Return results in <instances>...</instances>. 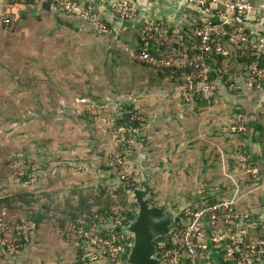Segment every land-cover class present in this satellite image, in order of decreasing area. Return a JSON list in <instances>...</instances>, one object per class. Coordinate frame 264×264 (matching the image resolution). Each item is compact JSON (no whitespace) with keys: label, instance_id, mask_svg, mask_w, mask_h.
Here are the masks:
<instances>
[{"label":"rangeland","instance_id":"1","mask_svg":"<svg viewBox=\"0 0 264 264\" xmlns=\"http://www.w3.org/2000/svg\"><path fill=\"white\" fill-rule=\"evenodd\" d=\"M228 1H232L237 6L236 11L228 8L226 5ZM217 3L218 6L213 7L208 14L198 10H188V12L180 13L182 19H180V15L176 19L171 14L170 16L175 21L169 22L167 17H165L167 18V20L165 19L166 21L163 19L153 20L155 22L163 20L172 32L178 31L186 37H188V34L194 36L197 48L191 53L198 52L203 36H213L212 30H228L232 34V36L228 35L230 37L223 45L228 51L238 48L240 52L237 55L224 57L220 63L222 72L218 73L216 77H212L213 81H216L217 88L215 92L208 98L197 99L194 102L196 104L193 106L195 114L202 117L204 122L203 130L210 135H205L206 137L203 138L199 134L197 143L195 141L192 143L197 144L195 146L196 149H200L208 145L212 146L213 142V148L219 152V162L222 165L225 162V158L228 159V155L234 153V167L231 170L217 172L218 175L213 184L216 185L215 188L219 187L225 191H230L229 194H231L236 188L233 183L235 181L239 185L237 195L240 193L242 195V193L246 192L253 199L255 196L261 198L264 197V189L260 188V186H264V166H258L252 160L247 148L254 147L251 143L253 141L264 140V81L261 82L260 76L254 73L252 67L256 68L255 66L261 60H264V54H258V48L264 50V0H217ZM3 6L4 3L0 5V10L3 9ZM28 14V11H19V18L16 17L14 24L11 26H5L2 19H0V23L3 25L0 27V37L6 36L5 41L0 38V197L4 198L10 194L9 198L12 199L13 196L20 194L22 189H24L23 182L34 176L36 170L51 166L55 160L52 157L54 153L51 152L52 142H56L57 146L63 151L68 148L65 144L83 147L88 144L85 142H89V139H91L89 137L91 135L90 129H97L96 132L101 136L100 140L103 148L112 144V151L102 154L101 161L98 163H102L101 168L104 170L108 168V171L116 173L122 183L114 182L109 172V179H105L106 174L103 173L105 177L102 176L101 178L103 179L101 181L95 182L97 177L92 178L89 173L86 182L91 183V185L85 189L73 188V192L70 194H80V201L86 200L84 207L80 206L79 209L80 202L76 203V207L72 208L75 204L70 201L58 202L54 205V208H59L63 214L66 213L68 215V220L72 224L77 226L85 224L88 231H97L98 228H101L100 220L96 225L84 221L85 219L83 218L88 217V215H84L87 212L90 213L93 209L109 207L111 209L108 212L101 213L102 216L106 217L115 211L123 212V210H126L129 213H134L138 210V204L133 198L134 194L125 190L124 183L136 184L137 187H140L143 179L142 169L136 161L130 159L132 152L138 151L139 148L143 151L145 168L151 170L148 182L151 186V191L148 200L154 206L162 210L178 208L184 203L185 199L189 202L201 190L207 188L206 183L209 182L206 179L207 172L197 171L194 163L193 169L191 168L192 166L187 169H183L182 166L176 170H169V162H171L169 159L168 162L166 161L167 165H164L163 157H166L167 160L169 156L167 155L168 148H163L162 155H160L161 148L156 145L161 144L160 142L163 139L148 138L146 136V132L152 129V124L149 122L150 118L146 107H138L137 104L138 100H141L142 95H147L146 91L148 89H140V84L136 80L132 78V81H130L129 76L123 74L122 70L118 71L116 67H118V63L121 65L120 60H122L124 62L123 66L131 70H137V72H148L152 69L156 70L155 68L136 60H131L130 65H127L124 61L128 58L125 57L126 55H124L123 59L114 58L113 56L118 54L117 51L122 50L125 53V49H122L119 43L112 42L111 38L107 36L102 37H107L105 39L106 46L101 35H97L101 41L95 37L90 40H84V43L81 40L75 41L73 39L69 46H67L68 44H59L57 46L53 41L41 43L40 39L52 37L50 22H44L43 24H48V26L42 28L37 27L38 24H42V22H37L39 20L30 24H18L23 18L21 16L27 15L30 17ZM177 20H181V22L179 23ZM241 32L247 33L250 39L249 43L247 41L244 43L240 42L243 41L240 36ZM42 33L45 35L44 38L41 37ZM84 44L87 45L86 49L83 47ZM40 45H44L47 48L46 51H51L53 53L51 57L54 56L53 59L56 61L64 58L58 57V51L61 54H64L65 48L66 50L74 51L72 54L74 57L72 58L73 64L72 61L70 65L67 63L68 70H74L73 72L77 74L80 69H83L87 73L86 76H76V82L82 79L80 84H66L74 85V92L77 95L83 96L85 92L84 86L85 89L90 87L92 91L100 88L102 94L106 95L98 101L89 100L87 106L83 108H76L81 112L80 115L84 120H91L90 124L83 121L81 122L82 124L78 123L76 127H69L68 124L53 122L50 116L51 113L57 110L62 111L64 108L42 106L40 101L36 99L34 90L25 91L20 86L19 82L21 80L35 83L36 62L39 60V55H43L41 48L39 49ZM105 47H107L108 51L109 69L113 71V75L109 77V80L102 73L99 74L106 60L99 58L98 54ZM87 52L92 54V59H90V65L85 63V67H83L84 64L82 63L85 60L84 56H88ZM249 59H251V62L248 61ZM213 64L216 65L218 63L213 61ZM59 65L60 67L64 66L62 62H59ZM69 71H62L60 77L64 78L62 74ZM189 71L190 69L186 70V72ZM89 72L92 73L90 74ZM197 73L198 71L195 74ZM161 74L158 75L161 78L159 80L156 79L158 80L156 86L159 88L164 89L168 84L178 85L177 82L171 81L167 75ZM47 77L50 79V74H47ZM125 77L128 81L123 83ZM115 86L117 87L114 88ZM71 89L73 90L72 86ZM149 91L152 92L151 90ZM139 94L141 95L139 96ZM225 94L229 97H225ZM178 95H181L180 91H178ZM126 104H133L134 106L130 120L133 123L136 122L138 126V130L135 132L143 131V137L138 146H136L131 133L127 130L120 131L121 112L131 111L130 105ZM151 104L155 105V103ZM157 104L159 105V103ZM158 110L162 111L161 109ZM43 114L45 115L41 117ZM157 114L163 115V111L157 112ZM57 130L60 131L59 137L54 134ZM212 132L214 136H218V139H214L218 142L211 139ZM74 134L76 135L74 136ZM159 136H162V134ZM66 138L72 139L67 143ZM182 141L184 142L185 140L183 139ZM175 142V146L179 147L181 145V141L179 142L180 144L176 140ZM149 143L150 145L154 144L156 150L152 149L153 155L151 154V159L148 160L150 152L146 147L149 146ZM141 144L143 145L141 146ZM181 164L184 163L182 162ZM98 200H101V203ZM28 202H13L15 207H9L4 202L0 206H4L7 210L6 224L13 226L29 224L32 226L28 238L30 239L36 222V201L33 199ZM263 205L264 201H260L258 210H261ZM48 206L52 207L51 204ZM67 217L64 219V228L66 227ZM78 217L81 218L77 219ZM75 219L77 220L74 221ZM4 230L1 234L9 238V240H17V238L22 240L23 235L18 237L16 227L12 231L6 228ZM61 235L65 239L68 238L67 233H60L59 236ZM73 239L74 241L79 240L80 243L85 240L83 244L88 242V238L84 236L80 238L76 235L73 236ZM22 241V248L14 255H9L0 246V264H19L20 259L25 260L27 252L24 253L22 258L20 253L27 241ZM80 250L82 249L80 248ZM31 252L33 255H31V259L34 261V250ZM79 252L82 253V251Z\"/></svg>","mask_w":264,"mask_h":264},{"label":"crops","instance_id":"2","mask_svg":"<svg viewBox=\"0 0 264 264\" xmlns=\"http://www.w3.org/2000/svg\"><path fill=\"white\" fill-rule=\"evenodd\" d=\"M87 1L99 6L101 11H103V13L106 15L105 17L107 22L110 28H112L113 32L110 34L101 35V38L105 36L110 37L112 42L119 43V45L122 46V49H125V53L120 50L117 51L118 54L114 55L113 57L119 60L123 59L124 55H126L125 57L128 58H126L124 61L127 63V65H130V61L133 60L131 56V50L139 48L140 38L137 34L139 26L148 21H152L153 19L167 20L168 18L169 22H171L174 20V18L170 16L171 14H173V17H176V19H178L180 15V19H182V13L188 12V10H197L191 0H137L140 13L136 20L134 22H122L118 20V17L112 9V3L114 0ZM0 5H3L2 0H0ZM45 7L46 6L39 8L43 12L41 14L38 13V11H34L30 6H24L25 9L22 11H28V15H30V17L22 18L20 21L23 22L18 23L20 25H24L39 20L37 22H42V24H38L37 27L42 28L48 26V24L44 25V22H50L49 26L52 28L50 32L52 37L47 38L45 37L44 33H42L41 37L45 38L43 40L39 38L41 43H49L53 41V43L57 44V46L59 44H68L67 46H69L73 39L75 41L81 40V42L84 43V40H90L92 37H95L101 41L100 37H97V34L94 32L90 24H87L82 19L78 17H69V19L66 18L64 20H59L58 16L61 15L56 13L52 7H48L49 12L47 13L48 15H46L44 13L46 11ZM34 15H36V17ZM75 19L81 20L82 24L79 25L78 21ZM177 22L180 23L181 20H177ZM2 26L3 25L0 23V27ZM5 37L6 36L0 38L5 41ZM106 38H102V40L105 42V46ZM83 47L86 49L87 45L84 44ZM39 49L42 51L43 55H39V60L36 62L37 73L35 83H29L27 80H21L19 84L22 89L25 91L34 90L36 99L40 101L42 106L64 108L62 111L57 110L56 112L51 113L50 116L52 117L53 122L57 121L56 123L59 124H68L69 127H76L78 123L82 124L81 122L83 121H85L87 124H90L91 120H84V118H82L80 115L81 112L77 109L87 106L89 100L98 101L100 98L105 97L106 95L102 94L100 88H96L97 90L95 89L92 91L90 87L85 89L84 86L83 89L85 92L83 96H81L74 92V85H71L73 90L71 89L70 85H66L67 83L80 84L82 79H79V81L76 82V76L87 75L85 70L83 71V69L80 68V71L77 74L73 72L74 70H68L67 63L70 65L72 61L73 64V50H66L65 48L64 54H61V52L58 51V57L64 58L63 60L60 59L59 61H56L53 59L54 56L51 57L53 53L51 51H46L47 48L44 45H40ZM87 54L88 56H84L85 60L83 59V67H85V63L90 65V59H92V54L89 52H87ZM98 55L99 58L101 57L106 60L102 69H100L99 74L102 73V75H105V78L109 80V77H112L113 75V71L109 69L107 47H105L104 50H101ZM59 62H62L64 66L60 67ZM120 63L121 65L118 63V67L120 68L116 67L118 71L122 70L123 74L129 76L130 81H132V78L136 80L140 84V89H148V91H146L147 95H142L141 100H138L137 104L138 107H146L147 113L149 114L148 117L150 118L149 122L152 124V129L146 132L147 134L145 133L146 136L148 138L153 137L155 139L164 140L160 142L161 144L156 145L161 148L160 155H162L163 148H168L167 155L169 156L167 160L166 157H163L164 161L162 160L165 163L164 165H167L166 161L168 162L170 160L171 162H169V170H176L182 166L183 169H187L191 166L193 169L194 163L197 171L207 172L206 179L209 181L206 183L207 188L201 190L198 195L193 197V200L187 202L185 199L182 205H193L205 197L217 199L221 197L233 198L235 195H237L239 191L238 182H233L236 188L231 194H229L230 191H225L219 187L215 188L216 185H213L218 175L217 172L231 170L234 167V153L228 155L229 158H225V162H223L222 165L219 162V152L217 149L213 148V142L212 146L208 145L200 149H196L195 146L197 144L192 143L193 141L197 143L199 134L203 138L206 137L205 135H210L207 131L203 130L204 122L202 117H199L197 114H195L196 112L193 110V106L196 103H185V101L181 99V96L178 95V91H180L179 85L175 86L168 84V86H166L164 89L156 86L158 80L161 78L158 76L162 75L161 72L153 69L148 72H137V70H131L123 66L122 64H124V62L122 60H120ZM62 71H69L65 74H62L64 78L60 77ZM89 73L91 74L92 72ZM47 74H50V79H48ZM127 81L128 79L125 77V81L123 83H126ZM117 86H119V84H117ZM140 95L141 94H139V96ZM226 96L228 95L225 94V97ZM151 103H155V105H152ZM157 103H159V105ZM133 107V104H131L129 107L131 111H133ZM158 109L163 111V115L157 114V112H162ZM44 115L45 114L41 115V117ZM90 131L91 135L89 137H91V139L88 138L90 141H86L85 143L88 144L83 147H74L70 146L71 144H65L68 146V148L67 150L63 151L57 146L58 144H56V142H52L51 152H53V155L56 157L55 158L52 156L53 159H55L54 162H52L50 167L36 170L34 176H31L29 179H26L23 182L24 189H22L20 192V202L29 203V200L31 202L33 199H35L37 218L34 232L32 233L30 239L27 240V243L24 245L20 253V257L22 258L24 253L27 252L25 260L20 259L19 264H84L87 261L84 260L86 257V252H82L83 257L81 261L79 258V251L92 250L93 246L89 242L83 244L85 240H82L81 243L79 240L74 241L73 236H76L73 233L74 231H72L74 224H72L71 221L69 222L67 217L68 215L65 212V214H63L59 208H54V205L58 202L70 201L72 204H75V206H72V208L76 207V203L78 204L81 202L79 198L81 195L78 193L75 195L70 194L73 192V188L85 189L91 185V183L86 182L87 175L89 173L91 174L92 178L97 177L95 178L96 180L94 179L95 182L101 181L103 179L101 178L102 176L105 177L103 173L106 174L105 179H109L108 168L104 170L101 168L102 163L98 162L101 161L102 154L112 151V144H110L109 147L103 148L102 142L100 140L101 136H99L96 132L97 129H90ZM54 134L56 137H59L60 131L57 130ZM160 134H162V136H159ZM75 135L76 134H74V136ZM72 138H66V142L68 143V141H71ZM183 139L185 140L184 142L182 141ZM211 139L215 142H218L217 140H214L218 139V136H214L213 132ZM175 140L178 143L181 141V145H179V147L177 145L175 146ZM251 143L254 145V147H248V153L258 166H264V140L259 139ZM156 146L154 144L150 145L149 143V146L146 147V149H149L148 151L150 152L148 160L151 159V154L153 150H156ZM170 146H173V148ZM137 155L138 151H133L130 159L136 161ZM97 156L99 157L98 161ZM178 156L180 157L178 158ZM182 162L184 164H181ZM78 166L79 168H77ZM226 181H228V179H226ZM260 188L264 189V186H260ZM240 195L241 193L237 195V206L242 210H250L257 219V216L263 213L264 205L262 206L263 208L261 210H258V204L260 201H264V197L258 198L255 196L253 199V197H251L246 192L242 193L241 196ZM9 196L11 195L9 194L6 197ZM1 198L2 197H0V199ZM49 204H51V208L48 206ZM69 210H71V208H69ZM66 217L67 223L65 225L66 227L64 228V219ZM60 233H67L68 238L65 239L62 235L59 236ZM80 248L82 250H80ZM32 250H34L33 253L35 255L34 261L31 259ZM96 264L112 263H110L108 260H103L102 262H97Z\"/></svg>","mask_w":264,"mask_h":264},{"label":"built area","instance_id":"3","mask_svg":"<svg viewBox=\"0 0 264 264\" xmlns=\"http://www.w3.org/2000/svg\"><path fill=\"white\" fill-rule=\"evenodd\" d=\"M17 1H34L38 8L49 5L59 15L78 17L93 28L97 35L112 33L106 15L99 6L87 0H2L3 9L0 16L3 23L10 25V13ZM198 11L208 14L213 7L218 6L217 0H191ZM228 8L236 11L232 1L226 2ZM112 9L122 22H134L140 13L137 0H114ZM212 37L205 35L201 38L198 52L191 53L197 48L194 36L188 37L178 31L172 32L163 20L148 21L138 28L140 38L139 48L131 50L133 60L144 62L157 71L167 75L171 81L177 82L182 99L186 103H194L197 99L208 98L217 88L213 76L222 72L220 63L225 56L236 55L238 48L228 51L224 43L231 35L228 30H212ZM243 35V36H242ZM243 41L249 43L246 34H240ZM251 37V35H250ZM249 46V44H247ZM258 54L264 50L258 48ZM213 61H217L214 65ZM218 65V66H217ZM253 67L254 73L264 81V68L259 63ZM190 69L189 72H186ZM256 69V72H255ZM196 71H198L197 74ZM218 79V78H217ZM120 131L128 129L120 124ZM138 126L128 132L135 136ZM237 195L233 198L205 197L185 208L181 213L176 227L168 235L170 239L161 238L158 244V264H254L264 262V235L258 230L259 221L250 210H242L238 206ZM133 213V212H132ZM129 211H115L100 220L101 228L97 231H88L87 225H74L75 235L88 238L93 246L86 254L84 264H96L108 260L113 264H126L125 252L132 244V235L117 232V228L128 223L131 214ZM7 210L0 206V246L10 255L16 254L23 245L22 240H28L32 226H19L5 223ZM109 221L112 225L109 226ZM16 227L18 237L22 240H9L1 232L6 228L9 231ZM103 231H108L106 235ZM116 231V232H115ZM21 233V235H20ZM167 236V235H166ZM132 238L131 241L128 239Z\"/></svg>","mask_w":264,"mask_h":264},{"label":"water","instance_id":"4","mask_svg":"<svg viewBox=\"0 0 264 264\" xmlns=\"http://www.w3.org/2000/svg\"><path fill=\"white\" fill-rule=\"evenodd\" d=\"M143 160V151L139 148L136 162L142 169L143 179L140 187H137L136 184L124 183L125 190L134 194L133 198L138 204V210L131 216L129 222L117 228L118 232H124L133 237V242L124 255L126 264H158L156 241L172 232L177 221L180 220L181 213L188 207L181 205L175 209L162 210L148 200L151 191V186L148 183L151 170L145 168ZM108 172L114 182L122 183L116 173ZM257 220L264 225V209L263 213L257 216ZM254 264H264V262Z\"/></svg>","mask_w":264,"mask_h":264},{"label":"trees","instance_id":"5","mask_svg":"<svg viewBox=\"0 0 264 264\" xmlns=\"http://www.w3.org/2000/svg\"><path fill=\"white\" fill-rule=\"evenodd\" d=\"M14 5L15 6H13V8L11 9V11H10V13L13 15V19H12V23L10 24V25H7V24H5L4 23V25L5 26H11V25H13L14 24V19L16 18V17H18L19 18V15H18V12L19 11H22L23 9H24V6H30V7H32V9L33 10H35V11H38V13H43L39 8H38V6L34 3V1H29V2H23V1H17V2H15L14 3ZM48 7H50L49 5H46V11L44 12L46 15H48L47 13L49 12L48 10ZM35 17H36V15H34ZM33 16V17H34ZM21 17H23V18H28V16L27 15H24V16H21ZM37 17H38V15H37ZM66 18H68L69 19V16H65V15H61V16H58V19L59 20H64V19H66ZM71 18V17H70ZM75 20H77L78 21V24L80 25V24H82V21L81 20H79V19H75ZM13 28H14V26H13ZM15 29V28H14ZM250 30H249V28H248V32H249ZM237 55V54H236ZM239 56V55H238ZM238 56H237V58H238ZM222 61V60H221ZM249 62H251V59H249L248 60ZM259 67H262V68H264V60H261L260 62H259ZM121 115H122V118H121V120L119 121V123L120 124H122V125H124L127 129H128V131L129 130H132L133 128H134V126H136V122H134L133 123V121L132 120H130V117L132 116V111H127V112H125V111H123V112H121ZM142 137H143V131H139L138 132V134H136V136H135V144H136V146H138V144H140L141 143V140H142ZM20 200H21V194H18V195H16V196H13V198L11 199V198H9V197H4V198H1L0 199V204H4V202H6L5 204H7L9 207H12V206H14V203L13 202H17V201H19L20 202ZM85 201L86 200H83V202H81V204L79 205V209H80V206L82 207L83 205L85 206ZM98 202L99 203H101V200H98ZM107 204V203H106ZM83 206V207H84ZM15 207V206H14ZM111 208H109V207H107V208H101V209H93L90 213L89 212H87V214H84V215H88V217H85V218H83V219H85L84 221H86V222H88V223H90V224H93V225H96V224H98L99 223V220H101V217H103L102 216V212H108L109 210H110ZM85 212V211H84ZM135 213V212H134ZM134 213H132L131 214V216L134 214ZM83 215V216H84ZM131 216H130V218H131ZM37 217H35V219H36ZM81 217H78L77 219H80ZM130 218L128 217V219L130 220ZM77 219H75L74 221H76ZM81 221V220H80ZM109 223L110 224H108L109 226H111L112 225V222L111 221H109ZM258 230H259V232L261 233V235H264V227H263V224L262 223H259V227H258ZM106 235H110L109 234V232L108 231H103ZM116 232V231H115ZM117 232H118V230H117ZM170 237H171V235H167V236H165V237H163V238H165V239H170ZM161 238H159L156 242H158L159 240H160ZM132 240V238L130 237V239H128V241H131ZM92 250H93V248H92ZM89 250H83L82 252L84 253V252H86V254H87V252H88ZM80 257V260L82 261V253L80 252V255H79ZM84 260H87V256L85 257V259ZM80 261V262H81ZM83 263V262H82Z\"/></svg>","mask_w":264,"mask_h":264}]
</instances>
